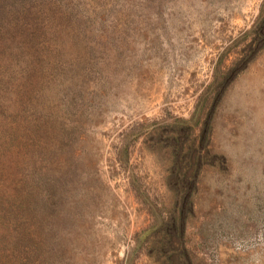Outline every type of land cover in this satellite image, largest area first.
I'll use <instances>...</instances> for the list:
<instances>
[{"label": "rangeland", "instance_id": "rangeland-1", "mask_svg": "<svg viewBox=\"0 0 264 264\" xmlns=\"http://www.w3.org/2000/svg\"><path fill=\"white\" fill-rule=\"evenodd\" d=\"M0 264H264V0H0Z\"/></svg>", "mask_w": 264, "mask_h": 264}, {"label": "trees", "instance_id": "trees-1", "mask_svg": "<svg viewBox=\"0 0 264 264\" xmlns=\"http://www.w3.org/2000/svg\"><path fill=\"white\" fill-rule=\"evenodd\" d=\"M175 146H177V147H178V144H177V143H175Z\"/></svg>", "mask_w": 264, "mask_h": 264}]
</instances>
